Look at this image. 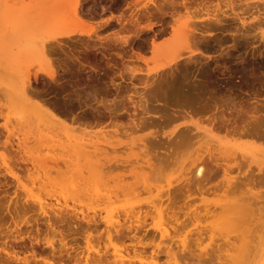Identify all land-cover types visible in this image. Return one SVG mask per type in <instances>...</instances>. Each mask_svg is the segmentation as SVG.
<instances>
[{
  "label": "rangeland",
  "instance_id": "1",
  "mask_svg": "<svg viewBox=\"0 0 264 264\" xmlns=\"http://www.w3.org/2000/svg\"><path fill=\"white\" fill-rule=\"evenodd\" d=\"M112 1L80 0L81 4L79 6L81 8L79 7V9L85 14L86 23L94 27L96 25L97 32L98 29L100 30L98 32L99 36L110 39L117 37V35L124 38L129 36V44H126L125 48L118 50L115 49V46H112V53L117 50L116 52H120L124 56L120 60L116 57V52L111 54L113 62L117 63L120 70L110 66L107 68L105 66L109 61L106 59L107 56L99 55L96 50L88 51L87 54L82 52L84 50L83 45L89 43L88 40L90 41L92 36L90 38L87 34L78 33L79 30L85 29V25L70 21L68 10L72 0H0V153L3 152L9 156V160L6 161L8 167L0 157V173L5 176L1 177L0 175V180H2V184H0L2 185L0 188V217H6L7 224L5 225H10L11 227H15V220L20 223L22 220L40 219V221L38 220L40 226L42 229H46L43 237L53 242L54 246L57 248L61 247L66 253L65 242L74 244L76 251L72 252V254H76V259L75 261L72 259L73 261L71 260L69 264H87L86 256L88 254L90 256L93 255L92 248L98 249L99 247L103 252L109 246L108 252L110 255H122L126 261H129L132 256L134 258V251L142 253L146 250L143 254L147 257L152 252L159 251L164 253L171 248L177 250L180 247L181 240L185 239L189 233L191 238L186 237L190 240H188L187 247L189 246L188 248L192 250L198 249V252L212 253L216 249L215 253L219 255L217 251L218 245L220 243L224 244L220 250V252L222 251L221 253L225 254L224 258V255L220 253V256H222L220 258H223L221 260L222 264H241L243 260V264L251 262V264H264V245H262L264 243V225H262L264 223V184H256L254 186L255 182L252 185H242V180L246 182L244 179L248 180L247 178L253 177L255 181H258V179H261L258 176L264 177V135H261L259 128L260 121L264 118V21L262 20L264 19V0H234V8L227 7V0H205L201 7L204 12H215L221 9L228 13L237 12L240 16L239 18L245 19L244 22L247 27L245 24L242 26L238 19L231 21L232 26H238L242 31L246 28V31H243L245 35L241 34L240 36V34L236 33L240 38L236 34L232 37L226 35L228 36L226 37L218 32L217 34L220 36L216 40L221 35L223 39L229 38L225 39L227 41L224 40L221 47L215 43L209 49H204V53L198 54L196 60H199L197 63L194 62L195 60L189 62V59L186 58L188 62L184 59L185 62L182 61L180 66L182 69L189 67L188 71L192 70V75L196 74L197 70L204 69V66L206 67L205 69L213 72L215 81H219L217 89L220 94H224L223 98L233 99L239 104L238 106L245 108L246 112L250 113V116L254 115L252 117H256L252 118V120L256 119L254 120V125L256 124L257 127L252 125L254 121L251 119V123L249 122L251 117L246 112L243 113L241 118L245 117L246 121L240 119V123L245 127L243 129L250 131L248 134L251 135V132H255L253 136L247 133H244L245 135L243 136L226 135L225 131L219 132L220 130L217 131L214 128L209 132L207 130L211 125H209L208 120H205L199 114L193 115V117L180 118L176 122L166 124L163 127L154 124L138 128L130 125L132 119H138L142 116V113L137 111V114H133L131 118L124 115L117 119V121L124 124L123 127H117L113 124L108 125L107 123L111 118L107 114L103 117H97V113L92 112L95 110L93 109L95 105L97 106L96 103L88 106L91 103L90 101L83 102L87 96L85 95L87 94L86 92L92 89L97 76H95L93 71L92 73L78 72L77 67L79 65L76 66L75 64V67L71 68L72 72L63 75L65 80L70 78L66 81L64 80L63 88L61 86L53 87L55 85L45 74L46 64L39 52V45L43 43H47L50 47L55 42L56 49L60 50L59 52L65 57V60L80 55L84 60L94 61V64L102 63L99 66L103 65L102 67H105L106 70L103 69L102 71L106 73L102 75L103 79L101 80L104 81L99 84V88L104 86L100 88L102 89L100 97L108 101L113 100L115 92L113 88H110L111 80L109 79L114 76L115 81L122 82L121 84L126 87L124 89L126 106L130 107L132 112L133 107L131 106L133 103L138 102V95L143 93L155 78H162L164 73L167 75L168 72L172 71L169 70L171 69L169 65L173 64L171 59L174 56V51L176 53L173 48H178L181 44L178 38L175 41L176 36H174L171 28L172 18L170 17V19L168 15L164 20V18L162 19L158 16L153 18L151 22L142 18L140 20L142 29L138 35L134 34V29L130 26L131 22L129 23L134 17H142L146 9L149 11L153 9L151 11H154L153 3L157 4L161 0H155L154 2L153 0H129L127 9L123 10V4L117 3L116 9L113 8L112 12H109L108 10L111 8L108 5ZM90 4H93L95 8L92 9L93 7ZM248 4L249 6L252 5V8L247 6ZM96 6L101 7L102 14L95 13ZM246 6L247 9L245 8ZM259 6H261L260 9ZM193 9L195 8L192 7ZM255 9L260 10V12ZM247 10L248 12H245ZM181 15L185 16L184 10H182ZM181 15L179 16L181 17ZM39 16L42 17L39 18ZM256 16L260 17V19H257ZM181 18L184 21V17ZM168 19H170L169 22H166ZM234 21L237 22L235 23ZM150 24L151 30L145 28ZM248 28L249 30H247ZM217 34H215L216 36H213V34V38L211 36L213 41ZM235 36L238 38L237 40ZM62 43L71 47L65 46L64 51H61L62 45L59 47V44ZM168 43H174V46ZM221 63L223 64L221 65ZM64 65L67 64L65 63ZM35 72H38L42 78H40L41 80L38 83L34 82V86L41 89L44 97L46 96L49 100L57 102L58 98L64 96L63 98L68 103L66 104L69 109V114L68 109L65 113L69 115V118L76 115L78 118L82 116L80 119L84 118L85 124L72 123L75 129L66 131L56 121L53 124L50 119L40 120L29 114L28 108L18 101V94L21 81L27 77L33 80ZM120 72L124 75L125 81H122L119 75ZM111 73H114V75ZM89 75L93 78V81L88 82L87 77ZM76 76L80 83L77 81ZM106 76L107 79L105 81ZM84 79L85 81H83ZM80 80L86 83L82 84ZM87 83H90V87ZM107 86L110 89H107ZM106 90H109L111 94H106ZM129 96H133V102H130ZM72 97L76 100L73 104L69 100ZM155 112H158V110H155ZM92 113H94L95 117H93ZM161 113L162 111L158 114ZM245 113L247 114L246 116H244ZM69 121L71 123L70 119ZM95 121L105 122L108 126L104 128L98 127L97 124L93 126ZM184 124L199 126L201 128L199 131L202 132L204 137L199 134L202 137L194 141L190 140L192 142L181 141L176 145L168 144L166 142L168 141L167 135L173 130L177 131ZM152 132L162 133L161 138L167 139L164 140L163 144L151 145L146 138ZM7 139H10L11 144L6 146L5 142ZM75 141L89 144L90 150L95 149L91 145L95 146L98 150L95 153H102L100 157H116L120 166L107 167L103 169L102 173L90 174L88 168H86V160L94 157H78L75 154L76 152L73 151ZM142 143H145V148H142ZM137 154L138 156L135 157ZM228 155L233 158L231 159ZM209 156H213V160L222 166H219L220 169L214 166L215 169L213 167V170H215V173L210 178L199 179L197 176L199 170L197 165L203 167L205 173L212 168ZM22 157L27 159V161L23 162ZM10 169L16 171L18 177L10 176L8 174ZM194 172L196 173L195 175H193ZM260 174L263 175L261 176ZM236 179H241V183H238ZM122 188L136 192L125 195L121 191ZM134 188L136 189L134 190ZM67 189L70 191L66 192ZM117 189L118 191L120 189V192L117 191V193ZM73 191L75 192L72 193ZM113 192H116L115 195ZM99 193H101L100 195L105 193L107 195L108 193V197L106 195L101 197ZM111 193H113L112 196H110ZM168 195L172 198L168 205V207L171 206L172 210L170 215L173 216L172 218L181 221V224L183 222L185 228L175 221L174 223L173 221L171 223H169L170 221H165L164 217L161 220L158 216L155 206L159 203H156V201L158 202L160 200L159 197H162L163 202L167 201L168 203V200H166ZM130 197L132 199H128ZM152 200H154L155 206H153ZM162 205L166 206V204ZM53 208H62L67 212L77 213L80 218L85 215L90 217L96 215L97 220H100L101 217L109 215L106 217L111 220H118L121 224L127 222V225L135 226L132 227V230L135 233L136 230L134 228H137L139 237L132 239V242L126 240L125 245L126 243L127 245L122 246L123 242L121 243L118 239L111 241L106 238L107 233L113 231L114 228L107 226L103 221L98 225L97 230L92 233L94 235L102 234V238H104H101L98 242L90 241L91 245L87 243L86 239L89 231L83 232V234L73 233L68 235L71 232V228L68 225H60L59 228L63 230V234L56 233L55 235L45 221V215L52 214ZM125 211H131V214L135 213L136 216L133 215V217L128 219V221L131 219L128 222L125 220ZM214 219L215 221L213 222L212 220ZM226 222L229 224L225 225ZM113 223L116 225L115 221ZM259 224L263 227L259 226ZM235 226L240 227L239 230ZM176 227L181 228L176 230ZM167 232L169 236L166 234ZM236 232L237 236L239 234L242 235L244 240L235 241L237 238H241V236H236L237 238L234 236ZM195 234L197 239H195ZM254 235H256V239ZM74 236L78 237L76 241L71 239ZM249 236L250 238L254 237V242L249 239ZM201 237L203 240L200 239L199 241L198 239ZM228 239H230L229 241L232 239L234 243L238 242L236 246L238 248L232 247V249H235L228 250L226 244ZM222 240L224 243H222ZM232 241L228 245L229 248H231L230 245H236H233ZM244 241L245 243H243ZM115 242L117 247H115L116 245L114 246ZM193 243L199 244L197 246L193 245ZM256 245L259 249L256 248ZM207 248L210 252L207 251ZM244 249H246L247 254L243 252L245 251ZM49 251L47 249V253ZM78 253H80L81 258H79ZM20 255L23 256L24 254L20 253ZM94 256H97V254H94ZM165 257L167 258L165 254H161V261L163 262L164 260V263L165 260H169V258L166 259ZM248 257L250 259H247ZM226 260L228 261L226 262Z\"/></svg>",
  "mask_w": 264,
  "mask_h": 264
},
{
  "label": "bare ground",
  "instance_id": "2",
  "mask_svg": "<svg viewBox=\"0 0 264 264\" xmlns=\"http://www.w3.org/2000/svg\"><path fill=\"white\" fill-rule=\"evenodd\" d=\"M154 1L155 0H153V2ZM233 1L234 0H227V2H226L227 7L234 8L235 4ZM204 3H205V0H202V1H199V0H161L157 4L155 2L153 3L154 8H155L154 11H151L153 9H151L150 11L146 9L145 13L143 12L144 14H142V17H138V18L134 17V19L132 18L133 19L132 21H129V23L131 22L130 26H132L134 29V30L132 29L134 34L138 35V33L142 29L141 23H140V20L142 18H145L151 22L152 19L155 17L159 16L162 19L164 18V20H165V18H167L169 15V18L170 17L172 18V19L170 18L171 21L173 20L171 28H172L174 36H176L175 41H177V38H178V41L181 42V44L178 48H173V51L175 49L176 53L174 51L173 54L175 57L172 56V59H171V61H173V64L169 65L171 68L169 70H172V71L170 73L168 72L167 75H166V73H164L165 75L163 74L164 76L162 75V78H159V77L155 78V80H153L148 85V88H146L143 91V93L138 95V98H139L138 102L136 103L134 101L135 103H133V105L131 106V107H133V109H132L133 112L130 110V107L126 106V96L124 94V89L126 87H124V85L121 84L122 82L115 81L114 76L110 77V79H109V80H111L110 81V84H111L110 88H113L114 92H115V93L113 92L115 94L113 100L108 101L105 98L100 97L101 93H102V89H100V88H102L104 86L99 88V84L100 83L102 84V81H104L101 79H103L102 75H105V73H106V72L102 71L103 69L106 70V68L102 67L103 65L101 67L99 66L102 64L100 61H98V62H100L101 64H99V63L94 64L93 63L94 61L90 62V60H88V59L84 60L80 55L74 56V59L69 58V59H73V63L76 66L79 65V67H77L79 70L78 72L85 71V72H91L92 73V71H93L95 73V76H97V78H95V80H94L95 83L92 85V89H90L88 92H86L87 94H85V95H87V96L85 99L83 98L84 99L83 102H89V101L91 102L88 104V106H92V104H95V103L97 104V106L95 105V107L93 108L95 110L92 111V112L97 113V115H98L97 117H103L107 114L111 118V120L107 123L108 125L113 124L117 127H123L124 124L117 121V119L119 117L127 115L131 118V116L133 114H137V111H140L142 113V116H140L138 119H136V118L132 119L131 123H130V125L139 128V127H143V126H151L154 124H158V125H160V127H163L166 124L168 125L169 123L171 124V123L176 122L180 118H184L186 116L193 117V115L199 114L203 118H205V120H208L209 125H211V127L207 130L209 132L212 131V129L214 128L217 131L220 130L219 132L225 131L226 135L231 134V135L243 136L246 133L247 134L250 133L249 130H244L245 129L244 125L240 123V119L242 118L243 113L246 112L245 108H243L242 106H238L239 104H237L231 98H229V99L223 98L224 94L223 93L220 94V91L217 89L219 81L218 82L215 81L216 80V79H214L215 74L213 72H211L210 70L208 71L207 69H205L206 67L204 66V69L200 68L201 69V70L199 69L200 71L197 70V72L195 71L196 74L192 75L193 71L191 70L192 72L191 71L189 72L188 71L189 67H186L183 69L180 68L181 62L184 61V59H186V58L189 59V62H192L195 60L194 62L197 63L199 60V59L196 60L197 56H198V54L204 53L203 52L204 49H206V50H207V48L209 49V47L210 46L212 47V45L214 46L215 43L221 47L224 43V40L229 39V38L223 39V38H221L222 37V35H221V37L218 40H216L220 36V35L218 36V34H217L218 32H220V34H224L223 36L230 35L231 37L234 36L236 33L240 34V36H241V34L243 36L245 35V33L243 31H246V28L242 31L241 29L238 28V26L237 27L234 25L232 26L231 21L236 20V19H238L240 21L242 26H244V24H245V22H244L245 19L242 20L241 18H239L240 16L237 12L228 13L227 11L222 10V9L217 10L215 12H204V10L201 9V7ZM79 4H81L80 0H72L71 6L68 10V16L70 17L69 19L71 22H74V23L80 24V25H83V24L85 25V29L79 30L78 33L87 34V35H89L90 38L92 36L91 40L90 41L88 40L89 43H85L83 45L84 50L82 52L83 53L86 52L85 54H87L88 51H92V50L95 51L96 50L99 55L102 54V55L107 56L106 59L109 60V61L107 60L108 62L105 65L107 68H108V66H110L111 68L116 67V69L119 68L117 63L113 62L114 60H113V57L111 55L113 53L115 54V52L117 50H115V51L113 50L114 52L112 53V48L115 46V49L119 50L120 48H123L126 44H129V39H128L129 36L127 38H124L122 35H121L122 37L117 35V37L113 36L114 38H111V39L105 38L104 36L101 37V35L99 36L98 32L100 30L97 28L98 29V32H97L96 25L94 24L95 25V27H94V26L86 23V20L84 18L85 14H83L80 11ZM245 5H246V2H245ZM258 5H260V4H258ZM247 6H249V4ZM247 6L245 7L246 9H247ZM192 7H194L195 9L192 10ZM249 7L252 8V5ZM254 7H255V4H254ZM260 7L261 6H259V9H260ZM88 9H90V8H88ZM169 9L172 11H170ZM182 10H184L185 16L181 15ZM261 10H263V9H261ZM256 11L260 12V10H258V9ZM245 12H248V10ZM177 15L179 18L176 17ZM179 15H181V17H184L183 18L184 21L182 20V18ZM41 17L42 16H39V18H41ZM170 19L166 20V22L167 21L169 22ZM257 19H260V17L259 18L257 17ZM262 20L264 21V19H262ZM258 21L260 22V20H258ZM106 24H109V23H106ZM103 26H104V24H103ZM245 26H246V24H245ZM145 28H148L151 30V24L147 25ZM241 28H243V27H241ZM132 30H131V32H132ZM247 30H249V28ZM215 34H217V37L216 38L214 37V41H213L212 38H213V36H216ZM237 34H236V36L239 37ZM211 36H212V38H211ZM236 36H235V38L237 40L238 38ZM226 37H228V36H226ZM103 38H105V39H103ZM55 40H57V39L55 38ZM212 41H213V43H212ZM225 41H227V40H225ZM168 44H170V43H168ZM60 45H62V47ZM166 45H165V47H166ZM170 45L174 46V43H172ZM65 46L68 48L71 47L69 45H65L64 43L59 44V47H61L60 48L61 51H64ZM167 47H168V45H167ZM229 49H230V47H229ZM48 51H49V45L47 43H43V44L39 45V52L42 55L43 60L46 64L45 74L51 80V82L54 83L55 86H53V87L61 86L63 88V86H62L63 82H65L67 79H70V78H66V80H65L63 78V75L64 74L66 75V74H69L70 72H72L73 71V70L71 71L72 67L64 65L65 62L54 61L53 57L48 55ZM70 51H71V49H70ZM195 54H197V55H195ZM116 57L121 60L124 56L120 52H116ZM186 62H188V60ZM170 63H172V62H170ZM57 64H59V70H57ZM103 64H104V62H103ZM222 64L223 63H221V65ZM190 69H191V67H190ZM196 69H198V68H196ZM119 70H120V68H119ZM166 72H167V70H166ZM112 75H114V73ZM119 75L122 78V81H125L124 75L122 74V72H120ZM40 78H42V77H40L39 73L35 72L33 80H32V78L27 77L24 80H22L20 83V91L18 94V101L21 104H23L24 107L28 108V109L27 108L26 109L29 112V114L35 116L37 119H40V120H43L46 118L50 119L51 123L56 121V123L66 131H70L72 129H75V126L72 123L76 122L77 124L78 123H80V124L84 123L85 124V122H84L85 119L82 118V120H81L80 118L82 116H80V115H79L80 116L79 118L77 115L75 117L73 116V117L69 118V115H68L69 109L67 108L68 103L63 98L64 96H62L61 98H58L57 102L49 100L48 98H46V96L44 97V95L41 93V89L34 86V82L38 83L39 80H41ZM76 79L79 82L78 77ZM90 79H88V77H87L88 82L93 81ZM106 79H107V76L105 78V81H106ZM68 81H70V80H68ZM83 81H85V79ZM81 83L84 84L86 82L83 83L81 81ZM216 83H217V85H216ZM87 84H89V87H90V83H87ZM87 87H88V85H87ZM107 87H108L107 89H110L109 86H107ZM78 91H76V92H78ZM106 91H107L106 94H111V92L109 90H106ZM78 95H79V93H78ZM217 97H219V98L216 99ZM69 100H71L70 101L71 104H73V102L76 101V100H74L73 97H72V99L69 98ZM129 100H130V102H133V96H129ZM78 101H80V100L78 99ZM209 108L211 109L210 114L207 112V109H209ZM67 109H68V114L65 113V111ZM155 110H158V112H155ZM161 111H162V113L158 114ZM246 113H248V111ZM246 113L244 116L247 115ZM92 114L94 115V113H92ZM248 114L250 116V113H248ZM252 116H254V115H252ZM252 116H250L251 118H249V122L252 120V118H256V117H252ZM83 117H85V116H83ZM93 117H95V115ZM244 118L241 120H245ZM69 119L71 120V123H70ZM254 120H256V119H254ZM254 120H252V121H254ZM101 122L102 121H100V122L95 121L93 126H95V124H97L98 127H102V128L108 126L105 122H104L105 124L101 123ZM254 123H255V121L252 123V125H254ZM254 126L257 127L256 124ZM243 127H244V129H243ZM200 129L201 128L199 126L194 125V124H184V125L180 126L177 129V131L173 130V132H171L169 135H167L168 141H166V142H168V144H172V145L179 144L181 141L192 142V141L196 140L197 138H199L200 135H202V132L199 131ZM204 129H207V128H204ZM253 133H255V132H253ZM253 133L251 132L252 136L255 135ZM248 135H250V134H248ZM161 137H162V133L152 132L150 134V136L146 139H147V142L150 143L151 145H160V144H163L164 140L167 139L166 137H165L166 139H164V138L162 139ZM190 140H192V141H190ZM263 140H264V138H263ZM5 144H6V146L8 144H11L10 139H7ZM142 145H143L142 148H145V143H142ZM72 146H73V142H72ZM89 147H90V145L87 143H80V142L75 141L74 146H73V149H74L73 151L76 152L75 154H77L78 157H80V156H82L84 158L86 156H93L94 157V158L91 157L90 159L86 160V168H88V172L90 174L102 173L103 169H105L107 167H113V166L118 167V166H120V163L117 161L116 157L115 158H109L107 156L100 157V155H102V153L96 154L95 152L98 150L95 146L91 145L92 148H95L94 150H90ZM137 156H138V154L135 155V157H137ZM0 157L3 159L5 165L8 167V164L6 161L9 160V158H8L9 156H7L5 153L2 152V153H0ZM228 157L231 158V155L230 156L228 155ZM208 158L210 160V164H211L212 168L210 170H208L206 173L204 171L200 172L198 170L197 176L199 179L210 178L215 173V170H213V167L215 166L218 169H220L219 166H222L220 163L213 160V156H209ZM230 158H228V159H230ZM22 161L26 162L27 159L22 157ZM203 161H204V159H203ZM215 167H214V169H215ZM217 168H216V170H217ZM8 174L14 178L18 177V173L12 169H10L8 171ZM0 175H1V177L4 176L2 173H0ZM260 175L262 176L263 174H260ZM250 176H251V174H250ZM255 176H254V178H255ZM258 177L261 178V179H258V181H255L253 179V177H251L252 179L247 178L249 181L243 178L246 182H244L242 180V185L243 184H244V186L247 184L252 185L255 182L256 183L254 186H256V184L257 185L258 184L259 185L264 184V177L263 178L260 176H258ZM236 180H238V183L241 181V179H236ZM232 182H236V181H232ZM0 184H2V180H0ZM1 186L2 185H0V188H1ZM135 189L136 188H134V190ZM68 191H70V190L67 189L66 192H68ZM117 191H118V189L116 190V192ZM121 191L125 195H128L129 193L134 194L136 192V191L132 192L130 190L123 189V188L121 189ZM161 191H163V190H161ZM74 192L75 191H73L72 193H74ZM118 192H120V189ZM113 193H111V195L110 194L109 195L112 196ZM115 193H114V195H115ZM100 194L101 193H99V195ZM137 194H138V192H137ZM166 194H168V193H166ZM95 195H96V193H95ZM103 195L105 196L106 193ZM103 195H100V196L102 197ZM100 196H99V198H100ZM106 196L108 197V193ZM163 196H165V195H163ZM127 197H129V196H127ZM131 197L128 199L133 198V197L132 198ZM135 197H137V196H135ZM159 198H160V200H158V202L156 201V203H159V204H156L157 206H155L154 202H153L156 199L152 200V202H153V206H155V208L157 210V213H158V216L160 217V219L161 220L165 219V221L166 220L170 221L169 223H171L172 221L174 223V221H175V222L181 224V221H179L178 219L172 218L173 216L170 215V211H172V210H171V206L168 207V205L172 201L171 196L168 195L166 197V200H168V203H167V201H165V199H164L165 202H163L162 197H159ZM0 199H1V192H0ZM137 200H139V199H137ZM161 202H163V203H161ZM162 204H166V206H163ZM158 205H160V206H158ZM52 211H53L52 214H46L45 215V221L47 222L48 226L51 227V230L55 235H56V233L63 234V230H61L59 228L60 225H63V224L68 225L71 228V232L68 233V235L73 234V233L74 234L75 233L76 234H83V232L89 231L88 235H86L87 236L86 239H87V243L89 245H91L90 241L94 240L95 242H98L102 238V234H99V235L96 234L97 235L96 236L92 232L97 230L98 225L101 224V222L103 221L106 223L107 226H112L114 228V229L112 228L113 231H109L107 233V237L104 234L103 235L111 241H113L114 239H118V241H120L121 243L123 242L122 246L127 245V243L125 245L126 240H130V242H132V239H137L139 237L138 236V234H139L138 229L134 228L136 230L135 233L132 230V227H135V226H133L131 224L127 225V222H125L124 224H121V223H119L118 220H111L108 217H106L109 215L101 217L100 220H97L96 215H94L93 217H90L89 215L88 216L85 215V216H82L80 218L77 213L75 214V213L67 212L66 210H63L62 208H58V209L53 208ZM44 212L47 213L46 211H44ZM124 214L126 217L125 218L126 221H128L129 218H131V217H133V215H135V213L131 214V211H125ZM11 218H13V217H11ZM222 219H225V218H222ZM38 220L40 221V219H33V220L27 219L26 221H23V220L20 221V223H18L15 220V227H11L10 225H7V226L5 225V224H7L6 217H0V264H69L72 259H74V261H75V259H76L75 255L76 254H74V255L72 254V252L76 251L74 244H71V243L66 241L65 242L66 253H64V249H62L61 247L57 248L56 246H54L53 242L48 241L43 237L44 231L46 229L45 230L42 229ZM114 221L116 222V225L113 223ZM212 221L214 222L215 219ZM226 221H227V219H226ZM222 222H224V221H222ZM226 224H229V223L226 222L225 225ZM241 224H243V223H241ZM241 224H240V226H242ZM181 225L183 226V222ZM260 225L261 224H259V226ZM262 225H264V223ZM56 226H58V228H56ZM116 226H118V227H116ZM181 227H179V228H181ZM179 228L176 227V230ZM183 228H185V226H183ZM208 228H209V226H208ZM239 228L240 227H238V226L236 227V229H238V230H239ZM263 230H264V228H263ZM201 232H202V230H201ZM188 233H189V231H188ZM166 234L169 236L168 232ZM222 235H223V233H222ZM234 236L235 237L237 236V232H236V235H234ZM234 236H232V237H234ZM239 236H241V238ZM255 236L256 235H254V237ZM162 237H163V235H162ZM186 237L191 238L190 233H189V235L187 234ZM186 237H185V239L181 240L180 247L177 250L171 248V249H168L167 251H165L164 253L159 252V251L152 252V253L150 252L151 254L148 253L150 255H147V257L143 254V252H146V250L145 251L142 250L143 251L142 253L138 252V251H134V258L132 256L129 259V261H126L125 259H123L122 255H120V256H116L113 254L110 255L108 252L109 246L106 247V250L104 249L105 251H103V252H102L100 247L98 249L92 248V252H93L92 254L93 255L90 256L88 254L86 256V263L87 264H165L169 260L171 263L168 262L167 264H222L223 263V262H221V260H223V258L221 259L220 257H222V256H220V255L221 254L224 255V258H225V254L221 253L222 251L220 252V250L222 248V245H224V244L220 243L218 245L219 248L217 246V248H218L217 251L219 252V255H217L218 253H215L216 249L213 250L214 248L212 249L213 252L211 251L212 253H207V252L203 253V251L198 252V249H196V250L194 249L195 250L194 251V250L188 248L189 246L187 247V245H188L187 243L190 240L187 239ZM222 237H224V236H222ZM232 237H230V238H232ZM237 237H239V238H237ZM237 237H236L237 240H235V241L240 242V240H244V237H242V235H240V234ZM254 237L250 238V236H249V239H251V241L254 242V240H253ZM77 238H78L77 236H74L71 239L73 241H76ZM195 239H197L196 234H195ZM200 239H202V237L199 238L198 240L200 241ZM232 239H234V238H232ZM232 239H231V241H232ZM255 239H256V237H255ZM229 240L230 239L226 240V241H228V242H226L228 250L231 251V250H234L235 248H238V247H236L238 242L234 243V241H232V244L234 243L233 245H235V244L236 245L235 246L230 245L231 248H229L228 245L231 243V241H229ZM219 241H220V239H219ZM251 241L248 240L249 243H251ZM263 241H264V239H263ZM195 242H196V240H195ZM222 243H224V241ZM243 243H245V241ZM194 244L198 246L199 243H197V244L193 243V245ZM246 244L249 245L247 242H246ZM201 245H202V243H201ZM262 245H264V243ZM114 246L117 247L116 242H115ZM232 247H235V248L232 249ZM251 247H253V246H251ZM256 248L259 249L257 245H256ZM47 249L50 250L49 253H47ZM239 249H241V248H239ZM251 249H253V248H251ZM244 250L245 251H243V252L247 254L246 249H244ZM207 251H208V248H207ZM208 252H210V251H208ZM238 252H239V250H238ZM20 253H23L24 255L21 256ZM94 254L95 255L97 254V256H94ZM161 254H165L167 256V258H169V260H165V263H164V260L162 262L161 261V259H162ZM250 255H252V254H250ZM78 256H79V258H81L80 253H78ZM132 259L135 261H133ZM244 259H246V258H244ZM247 259H250V258L248 257ZM227 261L228 260H226V262ZM243 262H244V260H243ZM243 262L241 264H243ZM251 263H249V264H251ZM224 264H229V263H224ZM230 264H232V263H230Z\"/></svg>",
  "mask_w": 264,
  "mask_h": 264
},
{
  "label": "snow or ice",
  "instance_id": "3",
  "mask_svg": "<svg viewBox=\"0 0 264 264\" xmlns=\"http://www.w3.org/2000/svg\"><path fill=\"white\" fill-rule=\"evenodd\" d=\"M48 55L53 57L54 61L65 62L67 64V66H69V67H75V65L73 63L74 57H73V59L65 60V57L63 55H61V53L56 49L55 42H53V44L50 45ZM57 70H59V64H57ZM207 112L210 114L211 109L210 108L207 109ZM260 131H261V135H264V118H262L260 121ZM197 168L199 169L200 172L204 171V168L201 167L200 165H197ZM195 174L196 173L194 172L193 175H195Z\"/></svg>",
  "mask_w": 264,
  "mask_h": 264
},
{
  "label": "flooded vegetation",
  "instance_id": "4",
  "mask_svg": "<svg viewBox=\"0 0 264 264\" xmlns=\"http://www.w3.org/2000/svg\"><path fill=\"white\" fill-rule=\"evenodd\" d=\"M128 2H130L129 0H113L112 1V3L110 4V5H108L111 9L110 10H108L109 12H112V9L114 8V9H116V5H117V3H122L123 4V6H122V9L123 10H125V9H127L129 6H128ZM94 5L93 4H91V7H93ZM90 7V8H91ZM97 8L94 10L95 11V13L97 12L98 14H102V12H101V7H99V6H96ZM95 7H93L92 9H94ZM98 9H99V11H98ZM96 13V14H97ZM90 77V75L88 76V79H90L89 78ZM97 78V77H96ZM90 80H93V78H91Z\"/></svg>",
  "mask_w": 264,
  "mask_h": 264
}]
</instances>
